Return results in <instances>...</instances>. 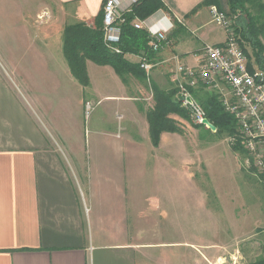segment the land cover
Wrapping results in <instances>:
<instances>
[{
    "label": "crops",
    "instance_id": "crops-1",
    "mask_svg": "<svg viewBox=\"0 0 264 264\" xmlns=\"http://www.w3.org/2000/svg\"><path fill=\"white\" fill-rule=\"evenodd\" d=\"M49 1L62 8L61 41L67 26L83 24L93 29L97 23L102 25L104 0ZM158 1L161 9L151 17L164 13L173 28L167 33L165 47L152 55L154 68L149 76L129 73L121 78L111 67L87 61L89 85L82 87L65 61L63 41L61 59L51 51L43 52L40 61L36 60L40 55L32 61H0V264L176 263L163 255L164 246L171 244L151 238V233L143 235L139 228L153 224L151 207H145L152 189L149 180L141 175L142 185L130 180L127 186L124 172L115 165L123 161V156L116 158L123 149L134 155L130 151L137 139L128 136L115 141V137L93 134L82 141L72 114L82 96L85 107L90 99L98 109L103 103L119 108L116 120L122 121L123 132L132 134L131 127L143 123V132L149 136L147 110L137 103V92L142 94L140 88L144 87L138 78L162 92L178 93L173 80L176 65L195 67V56L205 45L223 44L225 34L211 21L207 0ZM161 26L167 28V21ZM141 56L126 54L125 59L137 65ZM192 93L202 105L218 95L215 88L202 84ZM173 119L180 123L176 116ZM106 121L97 116L92 129L107 127ZM172 135L165 141L164 156L178 160L183 156V140L179 134ZM135 171L125 174L134 179ZM176 175L171 169L164 178ZM164 188L171 195L182 191L178 180ZM183 216L177 211L176 225L183 224ZM162 217L168 218V211ZM180 243L176 245L183 248ZM205 255L201 259L209 264ZM183 258L182 254L179 264H191Z\"/></svg>",
    "mask_w": 264,
    "mask_h": 264
},
{
    "label": "rangeland",
    "instance_id": "rangeland-1",
    "mask_svg": "<svg viewBox=\"0 0 264 264\" xmlns=\"http://www.w3.org/2000/svg\"><path fill=\"white\" fill-rule=\"evenodd\" d=\"M224 2L221 0L225 12L227 8ZM261 5H264V0H261ZM256 6L249 7V10L258 17L264 47V8L258 4ZM61 12L62 8L49 0H0V61H32L38 55L41 57L36 60L40 61L43 59V52L51 51L61 59ZM256 71L264 76V70ZM138 79L137 82L144 87L140 88L141 95L137 92L140 98L137 103L145 106L148 113L153 109L154 89L157 87L150 81L140 77ZM192 96L195 97L193 93ZM79 100L81 103L73 107L72 114L77 137L82 141L93 137V134L115 137V141L128 136L137 139L132 147L133 151H130L134 155H127V149H123L116 158L123 156L124 159L121 163L115 162V165H120L127 186L130 185V180L139 182L141 175L149 180L152 189L151 194L146 195L150 197L145 207H151L153 224L141 225L139 228L143 235L151 233V238L171 244L164 246L166 252H163V255L172 258L171 262L182 263L180 258L183 254V261L205 264L201 258L206 253L209 264H248L264 259V183L256 176L240 142L234 143L232 137L225 132L196 129L190 120L176 116L180 121L177 123L174 119L180 128L179 139L183 140V156L175 160L164 156V144L174 137L172 134L178 133L162 132L158 136L157 146L152 142L149 145L150 142L146 139L150 137L143 132V123L134 124L131 127L134 131L132 134L123 132L120 128L122 121L116 120V115L121 113L119 108L103 103L98 109L88 99L91 107L87 109L82 96ZM199 104L202 105L200 102ZM97 116L105 121L107 119L106 123H109L107 127L98 126L95 131L92 129V122L96 121ZM126 120L125 118L124 122ZM235 131L234 134L237 135L238 130ZM178 147L181 148L180 145ZM150 149L152 153L149 152ZM171 169L177 175L174 178H164L165 171ZM131 170H136L134 179L125 174ZM176 180L182 191L173 192L172 195L166 193L164 186L175 185ZM163 211H168V218L162 217ZM177 211L180 215L184 214L183 220H180L183 224L176 225ZM177 242H181L183 248H179Z\"/></svg>",
    "mask_w": 264,
    "mask_h": 264
},
{
    "label": "built area",
    "instance_id": "built-area-1",
    "mask_svg": "<svg viewBox=\"0 0 264 264\" xmlns=\"http://www.w3.org/2000/svg\"><path fill=\"white\" fill-rule=\"evenodd\" d=\"M140 2L141 0H104L103 42L112 53L121 54L119 44L122 27L127 24V17ZM209 14L211 21L225 34L223 44L205 45L200 54L195 56V67L176 65L173 80L177 83L179 95L183 97L182 107L189 111L191 120L198 125H203V121L207 119L201 105L192 97V92L201 84L218 91L221 106L233 118L238 130L232 140L234 143L240 142L256 176L264 183V76L258 71H248L247 58L236 38L230 18L214 5L209 7ZM163 21H167V28L161 26ZM132 26L135 30H144L148 34L152 53H158L165 47L167 33L173 28L171 19L164 13L144 21L133 20ZM139 68L149 76L154 65L144 55L140 57ZM86 106L87 109L91 107L90 104Z\"/></svg>",
    "mask_w": 264,
    "mask_h": 264
},
{
    "label": "trees",
    "instance_id": "trees-1",
    "mask_svg": "<svg viewBox=\"0 0 264 264\" xmlns=\"http://www.w3.org/2000/svg\"><path fill=\"white\" fill-rule=\"evenodd\" d=\"M227 11H223L221 0H207L208 4L215 5L225 13L234 27L236 38L247 58V69L250 73L256 70H264V47L261 42L258 17L250 13L249 7L256 8L261 5V0H224ZM210 5V6H211ZM161 9L158 0H141L133 8L136 19L144 21ZM102 21V14L100 17ZM133 19L127 17V24L122 27L119 49L121 54L109 51L103 42L102 25L96 24L95 28H88L83 24L67 26L63 30L62 53L67 62L73 78L82 86L89 85L86 71V62H92L98 66H109L121 78L125 74L136 73L143 76L139 64L131 65L125 59L126 54L145 55L149 60L152 53L149 47L150 38L144 30H135L132 26ZM177 90L168 93L154 89L153 109L146 114L149 137L154 146L158 144V136L162 132L178 133L180 128L170 116H178L186 121H191L189 111L182 107L178 99ZM207 121L216 129L215 133L225 132L229 137L236 133L233 118L225 113L218 96L212 95L206 103L201 105ZM196 129L204 128L203 125H194ZM208 130V129H206ZM209 131V130H208ZM210 132V131H209ZM233 149H236L233 147ZM248 264H264V259L256 260Z\"/></svg>",
    "mask_w": 264,
    "mask_h": 264
},
{
    "label": "water",
    "instance_id": "water-1",
    "mask_svg": "<svg viewBox=\"0 0 264 264\" xmlns=\"http://www.w3.org/2000/svg\"><path fill=\"white\" fill-rule=\"evenodd\" d=\"M129 17L131 19H134L135 16L133 13H130ZM179 100L183 101V97L179 96ZM187 100H189V99H187ZM202 124L205 125L211 132H216V129L207 120H204Z\"/></svg>",
    "mask_w": 264,
    "mask_h": 264
}]
</instances>
